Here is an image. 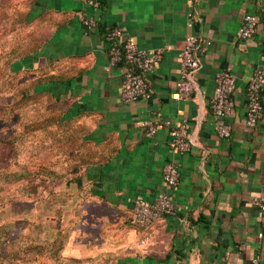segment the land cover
Returning a JSON list of instances; mask_svg holds the SVG:
<instances>
[{
    "label": "crops",
    "instance_id": "1",
    "mask_svg": "<svg viewBox=\"0 0 264 264\" xmlns=\"http://www.w3.org/2000/svg\"><path fill=\"white\" fill-rule=\"evenodd\" d=\"M5 1L23 4L18 19L35 44L32 95L39 105L48 100L47 128L63 127L57 152L66 156L69 173L59 179L60 169H49L53 264H264L261 218L252 202L264 194V91L257 127L245 124L247 88L264 65V24L252 39L237 37L245 14L264 18V0H100L96 11L85 0ZM83 14L97 27L87 29ZM115 26L141 48L163 52L147 77V101H121L125 68L110 65L105 38ZM190 34L201 45L196 90L178 101V55ZM225 69L237 78L228 139L217 134L211 109L215 78ZM148 120L186 121L191 148L173 150L161 125L148 137ZM168 162L181 171L172 192L176 214L139 230L134 202L164 192ZM144 234L150 240L140 246Z\"/></svg>",
    "mask_w": 264,
    "mask_h": 264
},
{
    "label": "rangeland",
    "instance_id": "2",
    "mask_svg": "<svg viewBox=\"0 0 264 264\" xmlns=\"http://www.w3.org/2000/svg\"><path fill=\"white\" fill-rule=\"evenodd\" d=\"M22 10V3L0 0V264H53L49 230L56 221L45 197L55 188H38L36 170L56 167L64 177L69 172L66 156L57 152L63 127L47 128L48 100L17 107L33 79L35 48L18 19Z\"/></svg>",
    "mask_w": 264,
    "mask_h": 264
},
{
    "label": "built area",
    "instance_id": "3",
    "mask_svg": "<svg viewBox=\"0 0 264 264\" xmlns=\"http://www.w3.org/2000/svg\"><path fill=\"white\" fill-rule=\"evenodd\" d=\"M96 11L100 8V0H85ZM81 21L87 29L97 27V21L93 17L81 16ZM264 24V18L259 19L253 14H245L237 37L242 40L254 38L259 25ZM192 26V25H190ZM107 50L111 66L123 65L125 70L120 92L121 101L124 104H132L147 101L152 92L148 82V75L153 73L163 59L161 50H148L141 48L130 38H125L123 30L119 26L111 28L106 34ZM201 48L200 39L195 34H190L185 39V45L179 52V79L173 95L174 99L183 101L190 98L195 90V73L199 69L198 52ZM203 50H205L203 48ZM237 88V78L230 69L220 71L215 78V88L211 100V109L217 121L216 132L220 138L228 139L232 135V129L225 121L232 115L235 108L233 94ZM264 91V65L251 77L247 88V110L245 124L249 128H255L263 112L262 92ZM147 136L156 135L160 125L168 129L170 146L178 152H187L192 146L186 121L171 122L165 120L159 124L151 120L145 121ZM180 166L168 162L163 168L164 192L152 201L137 198L133 206V222L137 229L147 230L153 224L167 216H174L176 208L173 202L172 192L180 181ZM253 204L259 209L262 230L259 238L264 237V194L253 199ZM150 236L144 234L139 240L140 246H146ZM251 264H260L254 259Z\"/></svg>",
    "mask_w": 264,
    "mask_h": 264
},
{
    "label": "trees",
    "instance_id": "4",
    "mask_svg": "<svg viewBox=\"0 0 264 264\" xmlns=\"http://www.w3.org/2000/svg\"><path fill=\"white\" fill-rule=\"evenodd\" d=\"M108 32V31H107ZM107 34V33H106ZM106 38V36H105ZM45 80V79H44ZM30 86L26 87V89L22 91V95L19 98L18 102H17V107H22L23 105L26 104V102L28 101H33L36 103H39V99L38 96L32 95V86L31 83L29 84ZM49 108V107H48ZM35 126V125H34ZM36 128V126H35ZM37 129H40V127ZM37 178L40 179L41 181L38 183V188H43L46 186H49V182L55 178V176H58L59 179L64 178L63 174L62 175H55L54 176V171L46 169V168H41V169H37ZM51 193L49 192L48 196L45 197V199L48 201L49 197H50Z\"/></svg>",
    "mask_w": 264,
    "mask_h": 264
}]
</instances>
